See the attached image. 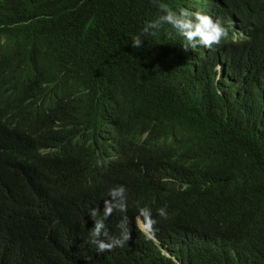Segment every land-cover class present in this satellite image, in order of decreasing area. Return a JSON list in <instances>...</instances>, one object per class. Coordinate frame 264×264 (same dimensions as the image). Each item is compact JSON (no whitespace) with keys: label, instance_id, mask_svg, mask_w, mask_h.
<instances>
[{"label":"trees","instance_id":"trees-1","mask_svg":"<svg viewBox=\"0 0 264 264\" xmlns=\"http://www.w3.org/2000/svg\"><path fill=\"white\" fill-rule=\"evenodd\" d=\"M227 1L255 38L264 34V0ZM160 14L157 0H0V264H93L91 210L120 185L127 217L148 207L166 227L218 229L204 264H264V77L238 63L213 80L170 25L133 49L131 38ZM230 53L241 60L233 44ZM110 106L131 133L120 164L101 174L90 129ZM110 254L177 264L128 248Z\"/></svg>","mask_w":264,"mask_h":264},{"label":"clouds","instance_id":"clouds-1","mask_svg":"<svg viewBox=\"0 0 264 264\" xmlns=\"http://www.w3.org/2000/svg\"><path fill=\"white\" fill-rule=\"evenodd\" d=\"M192 1L194 8L180 9L177 12L168 4L157 0L161 14L157 19L146 22L142 32L131 38L132 48H143L142 36L154 35V30L170 25L183 37V49L190 52L189 62L195 66L207 62L212 69L208 75L213 80L215 78L218 81L224 73H234L238 63L251 64L257 70L255 73L264 77V34L255 38L254 33L257 32L252 22L245 20L240 11L227 0ZM225 43H231V49L233 44L241 60L235 62L231 49L221 47ZM74 87L73 83L72 90ZM117 114L114 106L106 107L99 114L101 120L98 119L91 125L92 132L97 130L92 153L95 156L94 164L99 167L97 169L101 174L111 172L108 170L120 164L117 159H123L124 145L131 133L130 130L124 131L115 125ZM126 191L123 185L110 189V199L104 200V208L91 210L95 220L91 236L97 245L94 247L97 256L93 258V264L97 260L99 264H122L110 254L116 248H128L130 253L144 260L159 256L169 258L177 264H182L180 256L178 258L176 255L178 252L179 255L188 253L195 259V264H204L212 259V251L218 248V229H197L196 233H190L186 226L166 227L153 218L152 210L148 207H141L139 213L127 217ZM114 211L125 213L118 224L110 218ZM157 212L160 217H167L166 207L159 208ZM101 214L103 219L99 218ZM111 221L114 224H110ZM110 226L117 229L112 236H109L106 229Z\"/></svg>","mask_w":264,"mask_h":264}]
</instances>
